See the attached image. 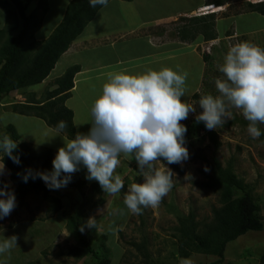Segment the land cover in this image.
I'll list each match as a JSON object with an SVG mask.
<instances>
[{"label":"rangeland","instance_id":"1","mask_svg":"<svg viewBox=\"0 0 264 264\" xmlns=\"http://www.w3.org/2000/svg\"><path fill=\"white\" fill-rule=\"evenodd\" d=\"M69 2L70 0H49V11L45 16L42 28L37 33L38 38H43L42 33H47L58 23ZM196 4H199L198 0H110L106 7L100 9L96 18L88 24L83 35L85 36L89 29L97 30L99 26L106 23L121 31H128L140 23H146L152 27L155 24L153 20L158 17L178 14L189 10ZM240 10L242 8L239 9L234 3L231 6L220 7L217 11H221V14L218 16L229 15L232 17L234 15L232 18L221 20L220 28H233L237 33H240L258 29L264 25V17L261 14L255 11L251 12L249 9L238 14ZM3 11L0 7L1 28L7 24V16L3 14L5 12ZM168 21L170 22H165L162 25L163 27L169 24L165 27L166 29L170 28L166 34H171V29L173 32L178 31L177 27L182 22H179V19ZM213 25L212 22L211 31L215 30ZM163 38V40H167L166 37ZM145 40L147 41V39ZM242 41L251 42L264 48V31H257L247 37H236L230 42L220 39L211 49L200 46L193 48V52L191 47L176 49L175 56L178 58L167 62L165 67L188 73L185 100L189 99L192 92L204 93L207 91L213 96L219 95L215 80L224 78L219 71V65L223 64L224 57L230 47ZM171 50L173 52V49ZM206 53L212 55L214 59L206 62L204 60ZM199 57L202 58V64ZM61 58L50 74L49 81L61 76L64 69L67 70L78 60L86 62V51L79 54H65ZM142 58L149 60L144 56ZM140 62L141 60H138L137 63ZM163 65L164 62L159 64V66ZM151 67L154 68L155 65ZM135 70L132 74L141 73L143 69ZM42 85L26 88L25 91L31 92L33 89L39 88V91L35 92L39 98L43 92L42 89H44L41 88ZM50 87L54 88L55 86L52 84ZM98 91V89L93 90L91 96L86 99V89H83L80 84V89L74 92L73 98L68 101L74 111L77 133L87 134L89 132L91 125L88 127V119H90L91 107L95 99L102 94V91ZM21 93V91L12 92L5 100V104L0 106V136L4 135L7 132V126L12 124L21 135L19 141H27L35 155L41 154L48 148L57 154L58 149L64 147L65 141L71 138L64 132L49 127L40 118L14 112L10 102L25 101L24 94ZM181 99L184 100L183 97ZM190 103L195 104L196 112L190 113L186 120L181 121L184 125L187 122L196 121L195 116L202 111L195 101L191 100ZM230 111L231 118L224 125L215 129L219 132L222 141V146L217 152H214V146L208 137V130H203L198 135L184 136V146L188 149L189 158L179 164L185 169L183 175L174 171L171 164L161 158L160 162L171 169L174 176L172 189L157 208H144L140 215L129 213L123 203L122 189L116 195L106 194L103 191L102 196L106 202L103 207L96 208L94 203L100 195L92 193L91 184L94 180L86 179L87 169L83 165L77 172L87 182L85 195L76 187L67 185L56 189L62 193L64 203L63 209L59 212L55 214L48 212V201L44 199L43 192L29 193L21 208L19 202L16 201V207L11 214L0 219V240L15 235L18 237L17 247L11 249L10 253L0 255V264H30V262L37 264H96L94 258L76 259L69 254V250L78 245V237L73 235L67 227L69 217L73 213L79 216L80 222L85 225L86 233L99 252L104 251L101 244L102 241H105L112 260L111 264H180L181 259L184 258L178 255L174 230L178 218L188 214L190 210H195L198 221L208 222L213 217V208L220 206L217 192L203 190L196 185L198 182L207 181V175L211 173L207 162H204L201 156L211 160L216 155L223 165L234 158L236 173L254 187V195L260 203L261 213L264 217V138L260 136L253 139L247 131L248 127L242 125L239 120L230 124L235 120V115L244 118L242 110L230 108ZM260 126L264 131V125L260 124ZM1 155L0 153V158ZM121 155V163L116 169V174L122 177L124 183L126 182L127 192L132 183H141L143 177L139 173L135 158H126L123 154ZM4 166V170L0 172V180H3L4 187L12 190L15 183L11 179V170L5 164ZM205 167L208 171H205ZM139 177L141 179H138ZM141 215L145 218V225L141 223ZM90 217L95 218L96 227H87ZM103 236L106 237L105 240ZM144 238L148 240V249L151 254L149 261H146L141 252L131 243L133 241L139 243ZM251 251V256L245 255V252ZM226 253L222 264H264V230L261 232L250 231L231 241L227 245ZM188 258L193 261V264H211L217 259L216 256L198 252Z\"/></svg>","mask_w":264,"mask_h":264},{"label":"trees","instance_id":"2","mask_svg":"<svg viewBox=\"0 0 264 264\" xmlns=\"http://www.w3.org/2000/svg\"><path fill=\"white\" fill-rule=\"evenodd\" d=\"M227 1L216 0L214 4H218L219 7L216 5L213 7L218 10ZM32 3L33 6H31ZM250 6L253 11L264 15V1L251 3ZM0 7L7 16L6 26L0 28V106L5 104L9 94L21 91L26 100L10 102L14 112L40 118L49 127L56 130H58L59 122L64 121L67 127L63 132L73 139L76 135L74 111L66 102L75 86V76L82 68L81 63L71 65L60 77L47 86L39 98L35 92H28L25 89L42 83L51 74L58 61L62 59L61 57L84 34L88 24L96 18L104 6L97 5L93 8L90 6L89 0H70L57 27L48 38L43 40H38L36 33L42 28L44 18L49 11V0H0ZM214 15L215 13L209 14V16H213L212 18ZM202 24L204 28L211 29V21L205 20ZM198 28L201 29L199 26ZM179 30L182 38H188L186 27ZM201 30L203 34H208L205 29ZM212 33L210 31L209 39L214 38L211 37ZM193 38H195L194 34ZM212 59H214L212 55L204 54L206 62L212 61ZM52 84L55 87L51 89L50 85ZM208 94L210 93L207 91L195 93L192 99L198 104L199 99ZM236 120L248 127L249 121L236 115L235 120L230 124ZM185 126L187 128L186 136L198 135L203 130H207L202 122H187ZM257 127L260 128L261 136L264 138V131L260 124ZM5 135L17 142V148L13 154L19 157V164L14 163L8 156L3 157L2 150L0 153L3 163L11 170V179L15 183L12 190H7L14 192L19 207L21 208L25 204V197L29 193L43 192L44 199L48 201V212L55 214L62 210L64 203L61 192L50 190L38 176L36 179H32L30 176L26 183L23 180V176L29 172L33 175L37 172L50 173L53 170L54 151L48 148L41 154L35 155L27 141H19L21 135L12 124L7 126V132L1 135L0 139ZM208 137L214 146V152H217L222 146L219 132L208 130ZM201 159L207 162L211 173L207 175V181L198 182L196 185L203 190L217 192L220 206L213 208V217L208 222L198 221L195 210H190L188 214L178 218V223L174 227L177 250L178 255L183 258H188L195 252L210 254L217 257L211 264H222L227 255L228 243L250 231L261 232L264 230V217L261 213L260 203L254 195V187L236 173L234 158L228 160L226 165H223L216 155L211 160H207L204 156H201ZM171 167L178 174L185 173V169L179 164H171ZM63 175L62 173L61 178ZM86 184L87 182L81 178L80 174L75 172L71 175L67 186L76 187L85 195ZM126 186L125 182L122 188L123 195L126 193ZM0 188H4L3 180H0ZM91 191L100 195L94 203L95 207H103L106 199L102 196V188L95 180L91 184ZM140 218L142 225H145L144 216L141 215ZM67 225L69 231L78 237V245L69 250L70 255L76 259L94 258L96 264L112 263L105 241H102L101 244L104 251L99 252L86 233L85 225L80 222L78 215L73 213L69 217ZM81 226H84L83 232L80 231ZM103 237L105 240L106 237ZM131 243L141 252L146 261H149L151 254L148 249V240L144 238L139 243L135 241ZM251 253L252 251L245 252V255L251 256ZM30 264L37 263L30 262Z\"/></svg>","mask_w":264,"mask_h":264},{"label":"clouds","instance_id":"3","mask_svg":"<svg viewBox=\"0 0 264 264\" xmlns=\"http://www.w3.org/2000/svg\"><path fill=\"white\" fill-rule=\"evenodd\" d=\"M89 3L93 8L106 7L108 0H89ZM200 8L196 16L221 12L213 7L211 11L198 14ZM219 71L224 76L215 80L219 95L208 94L199 99L202 111L195 116L196 122H203L209 131L215 130L231 118L230 108L240 109L249 121L248 133L253 139L259 138L261 130L257 125H264V48L247 41L231 46ZM187 77L186 71L169 67L137 74L109 72L102 94L91 107L89 132H78L74 139L65 141V146L58 149L52 161L50 173L33 175L29 172L23 176L24 182L30 176L32 179L38 176L50 190L60 189L83 165L87 169L86 179L97 181L106 194L116 195L124 187L122 177L116 174L123 154L126 158H135L143 177L141 183H132L124 195L123 203L128 212L140 215L144 208L159 207L173 187L174 176L172 170L160 162L161 158L168 164H180L189 158L184 146L187 128L181 121L195 113L196 107L181 99L187 90ZM66 127V122H59L60 132ZM16 148L17 142L10 136L0 139L3 157L8 156L19 164V157L13 154ZM4 167L2 158L0 172ZM15 207L14 192L6 186L0 188V219L9 216ZM87 227H96L94 217L89 218ZM80 231H84V226ZM17 239L13 235L0 240V255L17 247ZM180 264H193V261L184 258Z\"/></svg>","mask_w":264,"mask_h":264},{"label":"crops","instance_id":"4","mask_svg":"<svg viewBox=\"0 0 264 264\" xmlns=\"http://www.w3.org/2000/svg\"><path fill=\"white\" fill-rule=\"evenodd\" d=\"M198 1L199 4L192 6L189 10L182 11L178 14L175 13V14L158 17L157 19L153 20L155 24L152 27L148 26L146 23H140L136 25L134 28H130L128 31H121L115 29L112 26H109L110 25L109 23H106L103 26H99L97 30L89 29L86 32L85 36L82 34L72 44L70 49L65 53L72 55L74 53L79 54L82 51H86V62H82L81 60H78L76 62V63H81L82 68L80 72H78L75 76V81H74L75 86L71 90V96L67 100L66 104L69 106L68 101L71 98H73L74 92L80 89V84L82 85L83 89H86V99L91 96L92 91L95 89H98L99 90L98 92H101L103 84L107 82V74L109 72L125 71L129 74H132L133 72L136 71L135 69L138 68L143 69L141 70V73H144L149 69L160 70L164 68L165 65H167V62H170L173 59L175 60L178 58L175 56V54H177L176 49L178 48L191 47L193 52V48H197L198 46H200L201 48H206V47L211 48L213 46H216L215 44L218 43L220 39L230 42L234 40V38L236 37H247L255 34L257 31L259 32L264 31V25L252 31H246V32L241 31L240 32L241 34L237 33V31L233 28L231 29L227 27L220 28L219 22L221 20H224L225 18H230L231 16L229 15L218 16L221 13L215 14L214 18H212L213 16H209V15L196 16L198 8L216 3L215 2L216 0H198ZM232 1L234 4H236V6L239 9L242 8V10H240V12L238 13L241 14L243 12H246L248 9L251 12H253L250 4L264 0H228L225 4H223V6L226 7L231 6V4H233ZM257 13L261 14L264 17L262 13L260 12ZM3 14H5L6 16L5 12ZM232 17H234V15ZM61 19L47 33L46 32L42 33L43 38H38V34H37L38 32L36 33V38L38 40H43L48 38L50 34L53 32V30L57 27ZM176 19H179V22H182L181 25L177 27L178 31L173 32L171 29V34L167 35L166 34L167 30L170 31V28L168 27V29H166L165 27L169 26V24L163 27L162 25L165 24V22H170L168 20H176ZM205 20L213 22L214 23L213 27L215 26V30L211 31V29L209 30L206 27L204 28L202 23H204ZM0 21L2 22V19H0ZM198 26L201 29H205L208 32V34L207 35L203 34V31L199 29ZM183 27H186L188 29L187 31L188 38L187 37L182 38L181 34L179 33L180 31L179 29ZM210 31L213 32L211 34V37L214 38L209 39L208 35L210 34ZM193 34L195 38H193ZM169 36L174 37L175 40H173L174 38L172 39ZM163 37H166L167 40H163L164 39ZM145 39H147V41ZM171 49H173V52ZM206 54L208 55V53ZM143 56L149 60H143L142 58ZM138 60H141V62L137 63ZM200 61L202 64V58H200ZM161 62H164L163 66H159ZM153 65H155L154 68L151 67ZM65 71L66 69H64L62 73H64ZM49 76L42 83H40L43 84L41 86V88H44L42 89L43 92L47 88V86L52 81H54V80L49 81ZM36 91H39V88L33 89L31 92H36ZM194 94L195 92H192L188 100H185V97H183L184 98L183 101L191 102V100H193L192 97ZM1 105L3 106V104ZM87 109L90 111L89 107H87ZM91 119L92 117L90 111V119H88V127L91 125ZM76 133H77V129H76ZM54 155H56V153H54ZM120 158H122V155L120 156Z\"/></svg>","mask_w":264,"mask_h":264},{"label":"built area","instance_id":"5","mask_svg":"<svg viewBox=\"0 0 264 264\" xmlns=\"http://www.w3.org/2000/svg\"><path fill=\"white\" fill-rule=\"evenodd\" d=\"M204 8H208V7H202V8H200L199 11H198V14H202L204 12H208V11L213 10V9H204ZM206 48L207 49H210V47H206Z\"/></svg>","mask_w":264,"mask_h":264}]
</instances>
